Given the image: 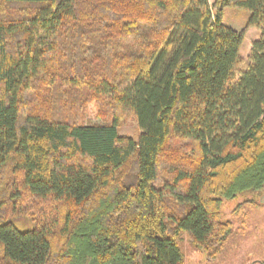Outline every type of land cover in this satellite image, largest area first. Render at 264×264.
Listing matches in <instances>:
<instances>
[{
    "label": "trees",
    "instance_id": "obj_1",
    "mask_svg": "<svg viewBox=\"0 0 264 264\" xmlns=\"http://www.w3.org/2000/svg\"><path fill=\"white\" fill-rule=\"evenodd\" d=\"M263 190L264 0H0V264L212 261Z\"/></svg>",
    "mask_w": 264,
    "mask_h": 264
},
{
    "label": "rangeland",
    "instance_id": "obj_2",
    "mask_svg": "<svg viewBox=\"0 0 264 264\" xmlns=\"http://www.w3.org/2000/svg\"><path fill=\"white\" fill-rule=\"evenodd\" d=\"M214 0H208L212 4ZM248 13L235 8H226L223 25L237 32H244V43L240 55L245 59L248 47L257 39L258 31L245 30ZM92 122L95 119H90ZM117 132L120 136L136 140L139 130L133 124H121ZM221 219L230 224L231 236L217 257L208 261L207 254L192 248L185 235L179 240L184 256V264H264V190L261 193H246L231 200H222ZM17 229L28 226L24 219H15ZM24 224V225H23ZM22 225V226H21ZM30 227V226H29Z\"/></svg>",
    "mask_w": 264,
    "mask_h": 264
},
{
    "label": "crops",
    "instance_id": "obj_3",
    "mask_svg": "<svg viewBox=\"0 0 264 264\" xmlns=\"http://www.w3.org/2000/svg\"><path fill=\"white\" fill-rule=\"evenodd\" d=\"M250 46H251V44H250ZM249 51H250V48L248 47V53H249Z\"/></svg>",
    "mask_w": 264,
    "mask_h": 264
}]
</instances>
